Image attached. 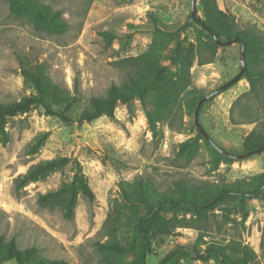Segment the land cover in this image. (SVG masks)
<instances>
[{
  "label": "rangeland",
  "instance_id": "obj_1",
  "mask_svg": "<svg viewBox=\"0 0 264 264\" xmlns=\"http://www.w3.org/2000/svg\"><path fill=\"white\" fill-rule=\"evenodd\" d=\"M26 1L58 10L68 26L56 33L34 23L22 10L10 11L11 0H0V102L19 100L30 93L22 83L20 59L45 63L54 82L71 92L76 86L79 101L69 113L74 120L71 124L46 115L40 106L6 118L5 135L0 133V235L14 237L20 249L35 246L40 255L63 259L67 264H126L132 258L130 253L101 251L95 242L105 240L109 230L120 242H130L132 224L143 212L132 187L137 176L149 179L161 191L172 187L177 178L228 183L264 177V152L232 161L220 159L212 168L216 149L199 137L194 127L198 109V122L216 145L238 152L243 138L255 126L246 119L264 120V108L254 100L243 97L234 104L249 89L244 78H235L241 71L238 42L218 44L209 63L199 65L194 60L190 81L181 88L179 76L190 53L210 55L205 32L190 17L196 11L203 18L201 0ZM216 3L238 28L253 27L264 33V0ZM149 14L156 17L157 28ZM104 31L113 32L109 43ZM176 35L182 43L181 59L176 66H168L160 82L166 91L175 87L172 114L157 123L155 135L138 99L117 102L113 117L76 121L90 97L103 96L110 84L121 82L119 59L137 56L152 47L160 51L159 61L168 65L169 58L163 51L174 47ZM213 93L218 94L202 100ZM148 95L157 114L164 116L157 96L153 92ZM44 133L47 135L40 145L32 150ZM194 137L198 139L190 150L180 151L179 144ZM56 157L76 160L94 194L89 201L76 193L72 219L63 216L64 196L39 201L40 195L70 182L75 173L72 163L17 187V178L27 169ZM178 218L194 225L196 219H206L205 239L223 245L248 244L259 264H264V196L245 203L226 198L212 210L200 215L180 213ZM194 227H179L168 235L154 234L147 264H157L177 246H191L198 234ZM177 264L220 263L212 257L181 258Z\"/></svg>",
  "mask_w": 264,
  "mask_h": 264
},
{
  "label": "trees",
  "instance_id": "obj_2",
  "mask_svg": "<svg viewBox=\"0 0 264 264\" xmlns=\"http://www.w3.org/2000/svg\"><path fill=\"white\" fill-rule=\"evenodd\" d=\"M201 6L203 18H200L196 11H193L190 17L205 32L210 55L190 53L187 65L179 76L181 88L190 81L189 69L194 60L199 65L209 63L218 44L236 40L235 42H238L239 45L242 44L244 55V69L240 78L247 81L249 89L242 93L234 104H238L240 99L245 97L259 103L263 109L264 33L253 27L238 28L232 18L218 8L216 0H201ZM9 9L14 13H19V10L24 11L34 23L39 22L46 28H52L56 33H62L68 26L58 10H50L38 2L11 0ZM149 18L157 28L156 17L149 14ZM103 35L108 43L113 38L111 31H104ZM213 36L216 37V40ZM181 47L179 35H176L174 47L163 51L167 53L169 58L168 65L159 61L158 54L160 51L152 47L137 56L119 59L117 64L123 71L121 82L110 84L103 96L90 97L87 106L78 113L76 121L78 123L91 122L102 115L113 117L117 102L128 103L138 99L148 127L155 135L157 123L165 122L166 116L172 114L175 87L172 88V91H166L161 87L160 82L168 66L178 64L182 56ZM19 67L22 83L25 88L30 89V93L19 100L8 103L0 102L1 135H5L6 118L27 113L35 106L42 107L46 115L57 116L61 121L71 124L74 120L69 113L79 101L76 86L75 91L71 92L66 87L54 82L43 62L29 63L20 59ZM235 82L236 80L232 81L231 84ZM149 92H153L157 96L162 109L166 112L164 116L160 117L157 114L148 95ZM216 94L218 93L210 94L202 100L212 99ZM246 120L251 123L254 122V128L243 138L240 151L228 152L216 145L198 122V116L196 117L194 127L198 136L216 149V156L211 161L212 168L218 165L220 159L232 161L233 158H247L264 152V120L259 117ZM169 126L172 128L171 124ZM46 135L47 133H44L37 138L32 150L40 145ZM197 139L198 137H194L181 142L179 144L180 151L184 149L189 151ZM69 163H72L75 168V173L70 182L54 191L40 195L39 201L44 202L47 198L52 200L64 196L63 216L72 219L77 192H80L89 201L94 199L93 191L79 170L76 160H71L69 157H56L38 162L17 178V187L34 182L50 170ZM132 187L136 191L143 212L135 218L132 224L130 242L128 244L120 242L109 230L105 240L95 242L99 250L130 253L132 258L126 264H147V256L153 252L152 236L154 234L168 235L176 228L195 226L198 234L194 243L189 247L177 246L166 253L157 264H177L181 258L207 260L212 257L216 258L220 264H259L255 251L248 244L235 242L223 245L213 239H205L208 237L205 231L206 219H196L194 225L179 219L178 215L180 213L200 215L212 210L217 203L226 198L242 203L248 199H262L264 196V177L253 176L246 180L228 183L206 180L191 182L185 178H177L172 181V187L161 191L149 179L137 176ZM11 260L13 264H67L63 259H51L40 255L35 246L20 249L14 237L6 239L0 235V264Z\"/></svg>",
  "mask_w": 264,
  "mask_h": 264
},
{
  "label": "water",
  "instance_id": "obj_3",
  "mask_svg": "<svg viewBox=\"0 0 264 264\" xmlns=\"http://www.w3.org/2000/svg\"><path fill=\"white\" fill-rule=\"evenodd\" d=\"M192 3H194L193 0H192ZM213 38L216 40V37L215 36H213ZM235 41L236 40H231V41H227L225 43H220V44L227 45V44H231V43H233ZM240 48H241V56H240L241 71H240V73L235 78H238L241 75V73L243 72V69H244V55H243V48H242V44L241 43H240ZM197 111H198V109H196V112H195V120H196V117H197ZM219 150L222 152L221 149H219Z\"/></svg>",
  "mask_w": 264,
  "mask_h": 264
}]
</instances>
